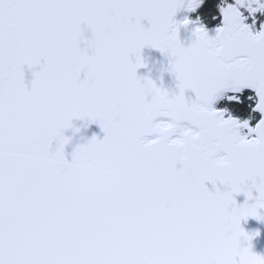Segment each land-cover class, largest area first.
<instances>
[{
	"label": "snow or ice",
	"instance_id": "1",
	"mask_svg": "<svg viewBox=\"0 0 264 264\" xmlns=\"http://www.w3.org/2000/svg\"><path fill=\"white\" fill-rule=\"evenodd\" d=\"M243 2L185 47L184 0H0V264H264L241 225L264 220V119L247 138L209 106L247 86L264 113V30ZM145 45L175 58L178 93L137 75ZM74 118L105 135L69 162Z\"/></svg>",
	"mask_w": 264,
	"mask_h": 264
},
{
	"label": "water",
	"instance_id": "2",
	"mask_svg": "<svg viewBox=\"0 0 264 264\" xmlns=\"http://www.w3.org/2000/svg\"><path fill=\"white\" fill-rule=\"evenodd\" d=\"M185 3H186V0H184V3L182 4V6L176 10L175 15L173 17L174 20L177 21V18L181 15L183 8L185 6ZM144 23H145V26H148L147 20H145ZM222 26H223V19H222V24L220 27ZM83 27L85 29V35L90 36L91 30L88 29L87 26H83ZM217 29L218 28H210L206 31L208 32L209 36L214 37L217 35ZM194 30L195 29L191 28L190 20L187 25L181 23V25L179 26V39L185 47L189 46L195 40L196 37L194 34ZM249 30L252 31L250 28ZM261 30H264V21H263ZM141 56L145 62V66L137 70V75L139 77L141 78L148 77L154 80L157 86L167 89L169 92V95L179 92V87H178L179 81L177 80L175 73L170 71V65H171V62L175 59L174 57H172L170 54H166L162 52L158 48L152 47L151 45L144 46V48L141 50ZM132 59L133 61H135L134 56ZM81 78H83V73L81 74ZM32 79H33L32 70L29 69L26 65L25 66V82L29 85V87L31 85ZM141 82L143 83L145 81L142 79ZM243 89H250L254 91L257 97V103L259 102V97L254 88L246 86V87L241 88L239 91ZM239 91H235L232 89H221L215 94V97L212 99L209 106L213 108V105L215 104L216 99L223 93H227V92L237 93ZM185 97L186 98L191 97L193 100H195L196 94L191 89H185ZM255 109L260 113L261 117L259 121L261 119H264V113H261L259 109L256 108V106H255ZM217 110H220V109H217ZM224 118L227 119L228 117H224ZM72 123L75 127H79L80 131L74 132V129L72 128L65 130V135L72 137L71 141L65 146L66 159L69 162L72 160V153L74 149L77 147V145L87 143V141L93 136V134L97 135V137L101 139L105 135V133L103 132V130L101 129L98 123H95V122L90 123L86 119H76V118L73 119ZM257 123L253 127H248V129L255 128ZM240 124H241V127H243L242 126L243 123H240ZM241 127H239L238 129H240ZM251 134L256 135L255 133H251ZM55 147H56V142L53 141L52 149L54 150ZM177 166L179 167L180 165L178 164ZM248 183H251V181H249ZM207 186L209 187V189H213V185L211 184L210 181L207 182ZM220 187L223 189L225 186L220 185ZM252 192H253V199L250 200L249 203H254L255 202L254 198L256 195H258V192L256 189H252ZM246 198L247 197L245 196L244 193L236 194V200L238 204L243 203ZM260 212L264 214V209H260ZM241 225L245 229V231L248 232L249 234H254L258 231L259 234L253 235V239L250 242L252 245L251 250L260 255H264V220H257L255 217H248L246 220L241 221ZM248 243L249 241L242 239V246H247Z\"/></svg>",
	"mask_w": 264,
	"mask_h": 264
},
{
	"label": "trees",
	"instance_id": "3",
	"mask_svg": "<svg viewBox=\"0 0 264 264\" xmlns=\"http://www.w3.org/2000/svg\"><path fill=\"white\" fill-rule=\"evenodd\" d=\"M188 1V0H187ZM226 0H202L195 9L185 7L183 18L191 20L195 27L204 28L218 27L222 23ZM264 15L251 27L258 30L263 22ZM236 97L238 99H229ZM257 97L254 91L243 89L238 93H225L216 103V107L222 109L226 115L235 117L238 121H247L249 126H254L260 119V113L255 109ZM246 132V131H245Z\"/></svg>",
	"mask_w": 264,
	"mask_h": 264
},
{
	"label": "flooded vegetation",
	"instance_id": "4",
	"mask_svg": "<svg viewBox=\"0 0 264 264\" xmlns=\"http://www.w3.org/2000/svg\"><path fill=\"white\" fill-rule=\"evenodd\" d=\"M260 3H264V0H259ZM234 0H226L225 7L228 4H235ZM240 12L242 13V22L253 25L255 24L261 15H264V8H259L255 0H244L242 5H238ZM251 9H256L252 11Z\"/></svg>",
	"mask_w": 264,
	"mask_h": 264
},
{
	"label": "clouds",
	"instance_id": "5",
	"mask_svg": "<svg viewBox=\"0 0 264 264\" xmlns=\"http://www.w3.org/2000/svg\"><path fill=\"white\" fill-rule=\"evenodd\" d=\"M199 2H202V0H199ZM255 2L257 3L258 7L259 8H264V7H261L262 5H264V3H260L259 0H255ZM152 80V79H151ZM154 81V80H153ZM155 82V81H154ZM258 254V253H257Z\"/></svg>",
	"mask_w": 264,
	"mask_h": 264
},
{
	"label": "rangeland",
	"instance_id": "6",
	"mask_svg": "<svg viewBox=\"0 0 264 264\" xmlns=\"http://www.w3.org/2000/svg\"><path fill=\"white\" fill-rule=\"evenodd\" d=\"M188 1L186 2V5H187Z\"/></svg>",
	"mask_w": 264,
	"mask_h": 264
}]
</instances>
